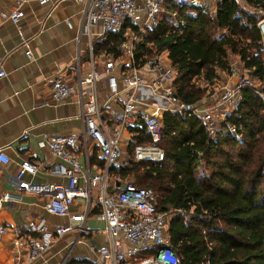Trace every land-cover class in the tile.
<instances>
[{
    "label": "trees",
    "instance_id": "obj_1",
    "mask_svg": "<svg viewBox=\"0 0 264 264\" xmlns=\"http://www.w3.org/2000/svg\"><path fill=\"white\" fill-rule=\"evenodd\" d=\"M264 10V0H247ZM179 11L176 5H164ZM256 12L247 13L236 0H218L214 17L196 9L184 27L162 16L157 28L147 30L134 44V65L166 53L174 69L176 95L188 103H201L225 79L230 57L237 58L250 78L264 83V45ZM134 30V28H132ZM123 30L109 33L93 45L95 53L118 57L116 47L125 40ZM121 53V54H120ZM124 73L126 65H120ZM163 160L133 159V144L148 142L144 127L136 132L117 165L109 168L112 186L120 181L153 190L156 209L168 214L166 236L179 264H264V114L260 100L242 89L238 110L229 114V132L209 136L194 116L164 112L161 117ZM103 158L99 166H103ZM192 208V211L190 209ZM98 212V211H97ZM146 249L138 257L153 254Z\"/></svg>",
    "mask_w": 264,
    "mask_h": 264
},
{
    "label": "built area",
    "instance_id": "obj_2",
    "mask_svg": "<svg viewBox=\"0 0 264 264\" xmlns=\"http://www.w3.org/2000/svg\"><path fill=\"white\" fill-rule=\"evenodd\" d=\"M23 0H18L22 2ZM50 0H38L46 4ZM83 4L80 31L88 38V54L90 70L78 73L76 85L63 80L57 75L51 80L50 94L53 101H61L76 94L80 104L82 131L79 136L50 135L44 139L51 154L61 160L54 172L65 177V183L35 184L25 181V174L33 175L37 171L36 154L31 153L19 163L15 177L19 190L35 194H47L48 200L43 208L49 214L65 216L69 207L76 201L85 202V210L73 214L64 224L48 226L44 223L28 221L30 232L52 233L62 236L73 231V221L83 222L90 209V203L99 210L96 217L103 221L107 241L97 248L100 259L110 264H179L178 258L169 247L166 236L168 214L156 209L153 190L126 182L119 190L109 191V174L111 166L117 165L124 142L122 129L126 126L140 124L144 127L148 142L133 144V159L159 162L163 160V150L159 146L161 139L162 114L174 112L180 116H194L205 126L209 136L222 135L229 132L237 139L233 126H226L225 120L230 113L239 109L242 102V89L249 88L260 100L264 114V83L249 77L236 62L230 61L229 72L222 81L214 83V91L204 96L208 103L204 106L188 103L179 99L173 84L174 69L163 60L162 54L150 57L143 63L134 65V44L140 40L147 30L155 29L163 15L173 19L176 27H184L187 18L196 16V9L210 10L211 0H74ZM238 4L247 5V0H236ZM54 6L55 2L51 3ZM164 5H176L178 10L167 9ZM264 18V12H262ZM13 23L19 20V9L14 8L7 17ZM261 18V19H262ZM67 28L71 23L65 20ZM96 27L99 31L92 33ZM134 28V30H132ZM123 30L126 38L116 49L122 56L128 58L127 70H118L117 59L107 54V60L102 67H95L93 43L102 41L109 33H119ZM26 55L30 50L25 51ZM5 76L0 58V79ZM106 79L109 94L105 105L100 104L98 84ZM115 103L116 111L109 105ZM105 107L109 115L117 121L116 127L107 129L101 119V110ZM94 142L104 160L103 169L90 173L83 170L82 164L74 153V148L80 142L86 148L87 142ZM9 157L0 149V164H6ZM94 193V197H93ZM8 200V194L0 198ZM192 211V208L190 209ZM83 232V223L77 227ZM6 227L0 221V238L6 232ZM51 230V231H50ZM24 244L27 246L26 260L32 261L40 257L48 248L47 242L30 237ZM23 242L15 241L13 264H22L20 248ZM146 249L154 253L139 258L138 255Z\"/></svg>",
    "mask_w": 264,
    "mask_h": 264
},
{
    "label": "crops",
    "instance_id": "obj_3",
    "mask_svg": "<svg viewBox=\"0 0 264 264\" xmlns=\"http://www.w3.org/2000/svg\"><path fill=\"white\" fill-rule=\"evenodd\" d=\"M52 2H55L52 6ZM19 9V20L13 23L7 17L14 8ZM83 4L74 0H50L40 4L38 0H0V58L5 76L0 79V149L9 157L6 164H0V198L8 194V200L0 202V221L6 232L0 238V264H13L16 250L15 241L23 242L20 248L22 264H110L99 258L96 250L107 241L104 223L96 217L99 210L90 203V209L83 222L73 221L74 230L62 236L52 233L30 232L28 221L44 223L52 227L67 223L73 214L85 210V202L76 200L65 216L47 213L43 205L47 194L19 190L15 177L19 163L31 153L36 154L35 174H25L23 179L35 184L65 183V177L54 172L61 160L51 154L44 143L50 135H75L82 131L80 104L76 94L61 101H53L50 94L51 80L60 77L76 85L78 73L90 70L88 38L81 32ZM65 20L71 23L67 28ZM99 30L94 27L92 33ZM95 41L93 43H101ZM30 50L26 55L25 51ZM95 67H102L107 53H95ZM97 57V59H96ZM123 57L120 65L128 64ZM166 61V53L163 54ZM118 62V60H117ZM117 67V69H118ZM125 70V71H126ZM119 73V69L115 72ZM224 80V79H223ZM99 102L105 105L109 94L106 79L97 87ZM208 102L204 99L201 106ZM116 111L119 107L109 105ZM101 119L107 129L116 127L117 121L103 107ZM136 132L130 126L122 129L124 150L135 141ZM83 170L90 173L103 169L99 166L102 156L94 142L88 141L86 148L82 142L74 148ZM109 176V191L114 188ZM120 187L124 182L120 181ZM94 197V193H93ZM83 223V232L77 227ZM51 231V230H50ZM39 238L47 242V250L37 259L26 260L28 238ZM140 258V257H139ZM124 264H131L126 261Z\"/></svg>",
    "mask_w": 264,
    "mask_h": 264
},
{
    "label": "rangeland",
    "instance_id": "obj_4",
    "mask_svg": "<svg viewBox=\"0 0 264 264\" xmlns=\"http://www.w3.org/2000/svg\"><path fill=\"white\" fill-rule=\"evenodd\" d=\"M218 2V0H211V7H210V10H208V12H210V16L211 17H214V10H215V6H216V3ZM239 6L242 8V10H244L245 12H247V13H255L256 12V14H258L257 15V17H258V19H261L262 18V12H264V10L263 9H260L258 6L257 7H255V6H252L250 3H248L247 5H245V4H239ZM163 16H165L168 20H173L172 18H170V17H168V16H166V15H163ZM172 22V21H171ZM146 33V32H145ZM165 52H162L161 54H162V56H163V54H164ZM121 54V53H120ZM123 57H119V58H117V60H118V62H117V65H119L120 64V60L122 59ZM96 59H97V57H96ZM230 59H231V61L232 62H237V58L236 57H230ZM144 183H145V181H141V182H139V183H137V185H139V186H142V185H144Z\"/></svg>",
    "mask_w": 264,
    "mask_h": 264
},
{
    "label": "water",
    "instance_id": "obj_5",
    "mask_svg": "<svg viewBox=\"0 0 264 264\" xmlns=\"http://www.w3.org/2000/svg\"><path fill=\"white\" fill-rule=\"evenodd\" d=\"M256 26L261 36V42L264 45V18L260 19Z\"/></svg>",
    "mask_w": 264,
    "mask_h": 264
}]
</instances>
